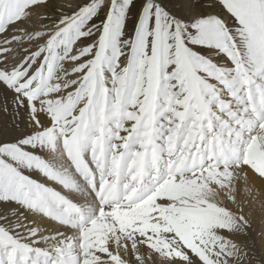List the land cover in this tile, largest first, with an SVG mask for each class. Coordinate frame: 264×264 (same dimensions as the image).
<instances>
[{
	"label": "snow or ice",
	"instance_id": "snow-or-ice-1",
	"mask_svg": "<svg viewBox=\"0 0 264 264\" xmlns=\"http://www.w3.org/2000/svg\"><path fill=\"white\" fill-rule=\"evenodd\" d=\"M49 2L0 0V264H264V0Z\"/></svg>",
	"mask_w": 264,
	"mask_h": 264
},
{
	"label": "bare ground",
	"instance_id": "bare-ground-1",
	"mask_svg": "<svg viewBox=\"0 0 264 264\" xmlns=\"http://www.w3.org/2000/svg\"><path fill=\"white\" fill-rule=\"evenodd\" d=\"M65 3H67V0L65 1ZM41 11H42V9H41ZM11 35H12L11 32H8L5 34V36H11ZM32 46L33 45L29 44L27 41L23 42V45H22V47H24V48H30ZM11 47L13 50H12V52L9 53V62L10 63L18 62L20 59L23 58V56L25 55V52L21 51V46L15 42L11 45ZM66 66L70 67V65H66ZM12 119H13V117H12L11 113H9V115L6 117H0V120H4L5 122L11 121ZM19 119L21 121L20 128L23 130L25 122L27 121V115H26V113H24L23 110H21ZM35 151L38 154L46 155L45 153L41 152V150H39V149H36ZM25 174L29 175L33 179H36L37 181L52 184V182H49L46 180V178L42 177L37 170L25 169ZM249 183L253 185V191L258 192V195L256 197L257 201H264V181H261L256 177H252L251 174H249ZM52 186L55 187L56 185L52 184ZM251 203L252 202L250 201V205H251ZM229 206L231 207V205H229ZM257 207H258V205H257ZM248 211H249V209L246 207L245 212H248ZM251 218L253 220L252 230H250L251 238H252V240L255 241L257 249H259L260 245L262 243H264V217H262L261 211L257 210V211H254L251 213ZM29 219H32V217L30 216ZM37 219H39V218H37ZM42 223L47 224L49 226V228H58L59 227L58 225H55V224H49V222L47 220L42 221ZM239 239H247V238L239 237ZM248 242L251 243L252 241L249 240ZM177 264H179V261H177Z\"/></svg>",
	"mask_w": 264,
	"mask_h": 264
},
{
	"label": "rangeland",
	"instance_id": "rangeland-1",
	"mask_svg": "<svg viewBox=\"0 0 264 264\" xmlns=\"http://www.w3.org/2000/svg\"><path fill=\"white\" fill-rule=\"evenodd\" d=\"M66 0H50L49 4L46 6V8L42 9V12H47L52 18H58L60 15V11H57V8H59V6L61 4H66L65 3ZM76 2H78V0H76ZM136 7H138V5L134 6L132 9V13H135L136 11ZM208 11H212L213 9H207ZM62 11L64 12H70L71 8L70 7H64L62 9ZM215 11H219L221 13V15L227 20L229 25L234 24L233 19L219 6L215 9ZM103 15V13L101 14V16ZM45 24L50 23V21H44ZM131 29V20L129 21V29L128 31H130Z\"/></svg>",
	"mask_w": 264,
	"mask_h": 264
}]
</instances>
